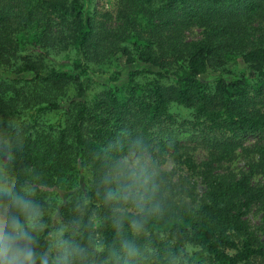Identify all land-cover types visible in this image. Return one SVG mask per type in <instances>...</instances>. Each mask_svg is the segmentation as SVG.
<instances>
[{
	"label": "trees",
	"instance_id": "trees-1",
	"mask_svg": "<svg viewBox=\"0 0 264 264\" xmlns=\"http://www.w3.org/2000/svg\"><path fill=\"white\" fill-rule=\"evenodd\" d=\"M95 1L0 0V183L43 210L37 251L63 227L88 264L264 262V0ZM132 156L143 212L105 199Z\"/></svg>",
	"mask_w": 264,
	"mask_h": 264
},
{
	"label": "clouds",
	"instance_id": "clouds-1",
	"mask_svg": "<svg viewBox=\"0 0 264 264\" xmlns=\"http://www.w3.org/2000/svg\"><path fill=\"white\" fill-rule=\"evenodd\" d=\"M108 182L115 187L106 192L107 201L144 211L151 192L145 170L129 167L118 180ZM31 196V192L10 191L0 183V264H88L87 250L68 237L63 227L49 232L50 246L37 251V234L47 224L43 210ZM140 222L139 218L133 220V226ZM127 252L135 255L134 248Z\"/></svg>",
	"mask_w": 264,
	"mask_h": 264
},
{
	"label": "rangeland",
	"instance_id": "rangeland-1",
	"mask_svg": "<svg viewBox=\"0 0 264 264\" xmlns=\"http://www.w3.org/2000/svg\"><path fill=\"white\" fill-rule=\"evenodd\" d=\"M118 0H96L94 3V7L96 11L102 16V15H114L115 10L117 8ZM197 33V30L194 32ZM180 140H183L185 138V134L179 135L178 137ZM258 142V138H249L244 141V146L246 148H252V146L256 145ZM193 155L198 161H202L205 157V153L202 150L201 147H194L193 149ZM252 155L250 153H247V155L241 151L238 152V156L234 159L233 162L229 164V170L236 175L244 173L247 169L248 162L250 161V158ZM11 161V158L8 154L3 155L0 157V174L4 175L7 170L9 163ZM125 164L128 167L134 168L137 164L136 159L134 156L126 158ZM173 167L172 161L168 160L166 165L163 167L165 171H170ZM263 179L261 177H255L253 179L254 184H258L262 182ZM248 226L250 228V231L258 238V241L264 244V226L261 222V214L258 212V210L253 209L247 216ZM253 264H264V262L257 261L256 263L253 262Z\"/></svg>",
	"mask_w": 264,
	"mask_h": 264
}]
</instances>
